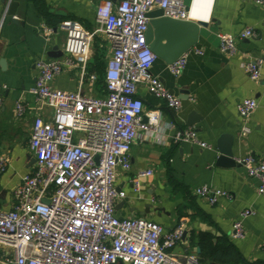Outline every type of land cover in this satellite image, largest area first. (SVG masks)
I'll use <instances>...</instances> for the list:
<instances>
[{
  "label": "crops",
  "instance_id": "crops-1",
  "mask_svg": "<svg viewBox=\"0 0 264 264\" xmlns=\"http://www.w3.org/2000/svg\"><path fill=\"white\" fill-rule=\"evenodd\" d=\"M111 1L117 4L120 0ZM11 3L17 4L12 17L6 14ZM100 4V0H0V62L4 61V67L0 65V84L5 86L0 92V159L6 165L0 173L3 210L13 208L14 191L33 170L29 149L33 121L37 117L48 119L52 114L30 94L37 75L35 63L65 57L66 34L60 27L63 21H78L89 32L98 30L96 10ZM186 4L191 21L207 25L200 29L195 46L203 55L189 53L178 77L172 76L168 65L159 59L150 70L181 98L177 113L145 87L138 88L144 113L159 111L160 126L155 137L138 131L129 154V168L117 169L115 184L126 198L117 203L116 214L121 219L144 218L165 232L184 224V240L172 250L180 261L187 255L199 257V236L208 234L214 245L213 258L205 257L204 264L214 263L212 259L225 264H264V197L257 194L258 182L249 178L241 166L216 164L218 147L227 145L234 159L253 155L264 161V8L255 0H187ZM246 27L254 31V38L238 41L233 55L219 51V34L236 35ZM111 53L106 35L96 34L84 79L78 69H65L54 78L52 86L65 92L105 97L104 74ZM248 60L261 61L259 81H252L245 73ZM90 75L96 76L94 82L89 81ZM246 99L255 100L257 108L247 121L250 133L241 136L236 107ZM17 101L26 106L20 119L15 116ZM170 122L175 128L169 127ZM186 129H193L209 149L175 143L176 132ZM222 137L226 139L221 141ZM148 170L152 176L142 178L139 192H134L136 175ZM201 186L225 191L231 198L221 197L209 205L195 194ZM246 209L253 213L241 219ZM239 220L244 237L232 239V225ZM3 253L0 249V264H4Z\"/></svg>",
  "mask_w": 264,
  "mask_h": 264
},
{
  "label": "built area",
  "instance_id": "built-area-1",
  "mask_svg": "<svg viewBox=\"0 0 264 264\" xmlns=\"http://www.w3.org/2000/svg\"><path fill=\"white\" fill-rule=\"evenodd\" d=\"M100 1L98 30L89 32L78 21H63L65 57L35 63L37 75L30 94L52 114L33 121L29 139L33 170L14 191L13 208H0L4 264H204L197 255H187L182 261L173 255L185 233L184 224L165 232L144 218L121 219L116 214L117 203L126 198L116 187V171L129 168L138 131L155 137L160 126L159 111L144 113L138 88L145 87L172 113L181 108V99L150 72L157 57L146 43V15L160 9L163 17L190 21L186 0ZM255 3L264 8V0ZM98 33L106 35L112 52L104 74L106 96L55 89L52 82L65 69H78L84 79L91 44ZM254 37L250 27L236 35L219 34L218 49L233 55L238 41ZM192 52L203 55L195 47L185 52L168 66L172 76L182 74ZM260 65L261 61L245 63V73L252 81H259ZM95 80V75L89 76L90 82ZM4 89L0 84V92ZM256 108L253 99L237 105L241 136L250 133L247 121ZM14 110L20 119L26 106L17 101ZM169 127L175 128V123L170 122ZM173 140L209 149L193 129L177 131ZM235 162L258 182L257 194L264 197V161L247 155ZM5 166V160L0 159V173ZM152 174L150 170L139 172L133 181L134 192H139L141 179ZM195 194L209 205L221 197L231 198L229 193L207 186L197 188ZM252 213L246 209L240 218ZM230 236L243 239L241 220L233 223Z\"/></svg>",
  "mask_w": 264,
  "mask_h": 264
},
{
  "label": "water",
  "instance_id": "water-1",
  "mask_svg": "<svg viewBox=\"0 0 264 264\" xmlns=\"http://www.w3.org/2000/svg\"><path fill=\"white\" fill-rule=\"evenodd\" d=\"M16 6V3H11L6 14L14 16ZM146 17L148 18L146 43L157 59L168 66L197 45L200 29L207 26L202 21H178L163 17L160 9L149 12ZM0 65L4 67V61H1ZM225 139L226 137H222L221 141ZM218 148L220 155L216 159L217 166H239L233 158L229 145ZM44 202L47 203L46 200ZM184 235L182 240H184Z\"/></svg>",
  "mask_w": 264,
  "mask_h": 264
},
{
  "label": "trees",
  "instance_id": "trees-1",
  "mask_svg": "<svg viewBox=\"0 0 264 264\" xmlns=\"http://www.w3.org/2000/svg\"><path fill=\"white\" fill-rule=\"evenodd\" d=\"M199 242H200V249H201L199 258L202 262H204L205 257H208V256L212 257V252L214 250L212 236L208 234H200ZM212 261L214 262L212 264H225L222 260L212 259Z\"/></svg>",
  "mask_w": 264,
  "mask_h": 264
},
{
  "label": "rangeland",
  "instance_id": "rangeland-1",
  "mask_svg": "<svg viewBox=\"0 0 264 264\" xmlns=\"http://www.w3.org/2000/svg\"><path fill=\"white\" fill-rule=\"evenodd\" d=\"M186 3H187V0H186Z\"/></svg>",
  "mask_w": 264,
  "mask_h": 264
}]
</instances>
